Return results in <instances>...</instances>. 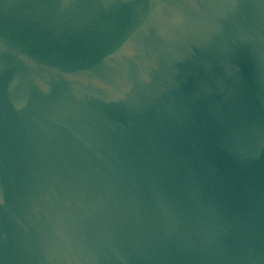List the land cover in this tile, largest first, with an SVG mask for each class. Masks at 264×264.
<instances>
[{"label": "water", "instance_id": "obj_1", "mask_svg": "<svg viewBox=\"0 0 264 264\" xmlns=\"http://www.w3.org/2000/svg\"><path fill=\"white\" fill-rule=\"evenodd\" d=\"M0 264H264V0H0Z\"/></svg>", "mask_w": 264, "mask_h": 264}]
</instances>
